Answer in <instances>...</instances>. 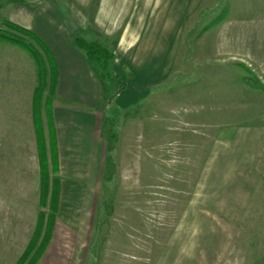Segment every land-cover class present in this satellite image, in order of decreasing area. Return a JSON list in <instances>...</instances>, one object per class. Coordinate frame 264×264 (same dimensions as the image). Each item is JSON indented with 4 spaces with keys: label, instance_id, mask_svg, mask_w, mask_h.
<instances>
[{
    "label": "rangeland",
    "instance_id": "1",
    "mask_svg": "<svg viewBox=\"0 0 264 264\" xmlns=\"http://www.w3.org/2000/svg\"><path fill=\"white\" fill-rule=\"evenodd\" d=\"M50 4L83 16L91 29L79 36L114 51V69L127 84L112 98L118 84L93 64L104 101L90 111L102 125L104 152L95 187L77 195L76 207L98 205L82 238L84 263L264 264V0ZM0 19H7L1 9ZM2 43L0 69L15 72ZM33 75L12 96L0 74V264H19L40 212H49L40 207L35 63ZM56 99L55 91L52 112ZM41 119L48 152L43 111ZM80 159L71 173L90 184ZM48 163L50 182L75 183ZM72 201L63 196L60 214L68 220L79 210Z\"/></svg>",
    "mask_w": 264,
    "mask_h": 264
},
{
    "label": "crops",
    "instance_id": "2",
    "mask_svg": "<svg viewBox=\"0 0 264 264\" xmlns=\"http://www.w3.org/2000/svg\"><path fill=\"white\" fill-rule=\"evenodd\" d=\"M50 1L0 0V7L7 19L34 32L47 44L56 58L59 69L56 88L58 103L52 112L59 169L60 174L63 171L66 176L72 177L75 183L66 184V179L62 177L59 216L50 244L38 264H85L80 251V248L83 247L82 238L88 237L89 232L95 226L98 205L91 202L85 206V201H80L79 210H75L72 220L70 219L73 218L72 216L68 220L63 218L60 213L63 196L71 194L73 200L71 204H75L76 207L77 195L83 191L88 195L95 187L97 174L102 170L104 151L102 143L98 141L97 132L100 130L97 127L98 116L95 113L92 114L90 110L102 106L104 93L98 70L88 61L85 53L74 44L79 35H83L88 31V28L91 29L90 25L86 26L87 24L83 23L81 14L51 7ZM2 44L9 46L6 47L5 58L9 57L10 60H7L11 61L12 68L13 64L17 68H15V72L10 71V73L7 69L4 71V68H1L0 74L7 82H10L8 85L10 95H18V90H25L22 89L24 81L35 78L33 75L34 63L26 53L17 47L9 43ZM22 53L29 58L28 62L20 58ZM26 87L28 90L27 82ZM4 89L6 91L8 88ZM27 90L21 93L28 94ZM134 95L136 98L132 97V99L135 101L138 97L136 94ZM123 100L125 98L121 97L120 102L124 103ZM131 103L133 102L131 101ZM60 104H66L68 107L62 108L59 106ZM78 104L86 105L88 111L83 110ZM100 132L102 133V125ZM80 158H84L86 161L83 167L87 168V175L90 176L87 180L90 184H85L82 181L77 183L78 180L74 178L78 179V177L71 173L72 168H75L78 161L81 160ZM83 167L78 170L80 177L83 175ZM94 210L96 211L94 212ZM91 213L93 216L95 214V217L88 215Z\"/></svg>",
    "mask_w": 264,
    "mask_h": 264
},
{
    "label": "trees",
    "instance_id": "3",
    "mask_svg": "<svg viewBox=\"0 0 264 264\" xmlns=\"http://www.w3.org/2000/svg\"><path fill=\"white\" fill-rule=\"evenodd\" d=\"M1 9V7H0ZM0 41L14 45L33 60L37 67L38 87L35 90L33 98V113L36 127L37 140L39 142L40 152V175H41V199L40 207L49 209L48 214L45 211L40 212L38 223L32 238L19 260V264H38L46 252L53 236L54 223L57 220L59 207L61 184L60 178L51 181L53 190L50 189L51 182L48 175L49 163H52V171L55 174L60 173L59 159L57 153L56 131L52 116V96L56 91L59 69L56 58L47 44L34 32L23 28L7 19H0ZM75 46L82 50L88 61L94 64L105 77L106 81L116 82L118 90L112 98H118L120 94L127 89V84L121 75L115 71V53L107 48L100 40L88 41L83 36H78L75 40ZM49 86V95L44 97L45 89ZM45 112L47 117L49 137L48 152L47 140L43 136V126L41 113ZM52 191V193H51Z\"/></svg>",
    "mask_w": 264,
    "mask_h": 264
}]
</instances>
